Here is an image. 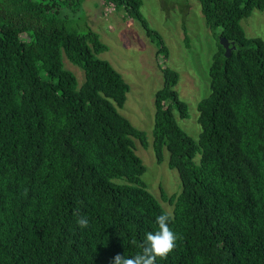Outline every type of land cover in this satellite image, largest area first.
<instances>
[{"label":"trees","instance_id":"16d2710c","mask_svg":"<svg viewBox=\"0 0 264 264\" xmlns=\"http://www.w3.org/2000/svg\"><path fill=\"white\" fill-rule=\"evenodd\" d=\"M198 1L218 42L211 92L198 103L199 138L178 124L189 108L175 70L162 68L154 100L156 160L168 152L182 184L180 193L163 191L178 239L156 264H264V41L242 26L264 0ZM83 2L0 0V264H110L117 253L140 252L167 212L135 152V140L149 146L147 133L118 109L129 84L98 57L109 47L90 28L65 26ZM103 2L138 20L168 57L143 0ZM63 52L84 69L81 87Z\"/></svg>","mask_w":264,"mask_h":264},{"label":"rangeland","instance_id":"374dc122","mask_svg":"<svg viewBox=\"0 0 264 264\" xmlns=\"http://www.w3.org/2000/svg\"><path fill=\"white\" fill-rule=\"evenodd\" d=\"M141 13L150 27L162 35L168 57L158 54L157 45L138 20L123 9L107 6L103 0H84L81 10L67 18L65 26L79 33L90 28L109 47L98 57L109 61L130 87L125 104L118 109L147 133L148 147L135 140V152L146 167L143 180L171 213L173 206L163 198V191L168 195L180 193L181 179L178 171L168 165V152L165 151L164 161L158 163L152 146L155 94L164 83L162 68L169 67L178 73L175 90L187 103L189 117L176 114V118L180 127L197 140L201 132L198 103L211 92L209 70L218 42L206 24L198 0H143ZM242 26L247 36L264 41V11L254 9L251 16L243 19ZM62 57L65 69L75 75L81 87L86 79L84 69L72 63L64 52Z\"/></svg>","mask_w":264,"mask_h":264},{"label":"clouds","instance_id":"9594fccd","mask_svg":"<svg viewBox=\"0 0 264 264\" xmlns=\"http://www.w3.org/2000/svg\"><path fill=\"white\" fill-rule=\"evenodd\" d=\"M77 215V224L81 229L88 227L89 220L86 216ZM174 219L170 212H163L158 215L155 220L157 229L148 231L144 234V239L140 245L141 251L134 256L117 253L110 260V264H156L157 258L166 259L167 256L174 250L176 233L170 227V222ZM135 244L136 241H131Z\"/></svg>","mask_w":264,"mask_h":264},{"label":"water","instance_id":"95a60500","mask_svg":"<svg viewBox=\"0 0 264 264\" xmlns=\"http://www.w3.org/2000/svg\"><path fill=\"white\" fill-rule=\"evenodd\" d=\"M221 45L224 46V49H225V56L229 57L231 52H232V47L230 46V42L225 39L224 37H221L219 39Z\"/></svg>","mask_w":264,"mask_h":264},{"label":"built area","instance_id":"2783aa9c","mask_svg":"<svg viewBox=\"0 0 264 264\" xmlns=\"http://www.w3.org/2000/svg\"><path fill=\"white\" fill-rule=\"evenodd\" d=\"M110 7L114 8V6H113V5H110Z\"/></svg>","mask_w":264,"mask_h":264}]
</instances>
